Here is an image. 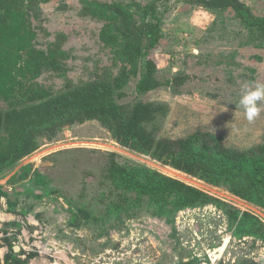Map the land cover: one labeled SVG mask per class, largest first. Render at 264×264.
<instances>
[{"label": "rangeland", "instance_id": "rangeland-1", "mask_svg": "<svg viewBox=\"0 0 264 264\" xmlns=\"http://www.w3.org/2000/svg\"><path fill=\"white\" fill-rule=\"evenodd\" d=\"M87 1L117 2L132 22L153 5L161 16L162 36L150 51L161 86L138 93L137 76L118 99L165 104L166 115L155 120L158 137L202 131L238 149L264 141V104L249 122L237 103L244 85L264 83V38L232 8L193 0ZM241 1L264 17V0ZM90 10L83 0H23L19 11L0 13V110L19 105L25 94L46 98L118 73L119 18ZM178 75L184 77L180 86L168 83ZM37 142L32 153L0 171L8 192L0 195V264H264V241L237 236L228 212L248 211L264 222V206L123 147L97 120ZM110 152L121 163H140L196 186L219 203L163 211L145 201L109 215L120 194L104 173Z\"/></svg>", "mask_w": 264, "mask_h": 264}, {"label": "trees", "instance_id": "trees-1", "mask_svg": "<svg viewBox=\"0 0 264 264\" xmlns=\"http://www.w3.org/2000/svg\"><path fill=\"white\" fill-rule=\"evenodd\" d=\"M210 9L232 8L235 14L264 38V17H255L241 0H193ZM90 13L102 17L110 13L119 18L115 37L121 39L123 64L115 76L94 79L78 86H66L60 93L39 98L25 94L19 105L0 110V171L14 165L37 148L39 137L54 138L66 126L87 120L99 121L120 145L149 155L157 162L194 176L214 186H225L232 194L264 206V141L246 149L227 146L221 137L196 131L183 137H158L155 120L165 116L167 106L153 101L131 105L118 103L126 95L125 87L139 76L138 93L161 86L150 51L162 36L161 16L155 6L141 10V21L132 22L117 2L83 0ZM23 0H0V13L16 12ZM22 14V13H21ZM61 42L56 43L59 48ZM183 76H174L169 84L180 86ZM151 125V126H150ZM105 177L120 190L108 206V214H119L141 206L145 201L163 211L204 205L219 200L207 192L140 163L117 160L110 152ZM0 186V195L7 196ZM237 236H254L264 241V222L248 211L229 210Z\"/></svg>", "mask_w": 264, "mask_h": 264}, {"label": "clouds", "instance_id": "clouds-1", "mask_svg": "<svg viewBox=\"0 0 264 264\" xmlns=\"http://www.w3.org/2000/svg\"><path fill=\"white\" fill-rule=\"evenodd\" d=\"M237 103L249 122L255 120L261 112V104H264V83L244 85Z\"/></svg>", "mask_w": 264, "mask_h": 264}, {"label": "water", "instance_id": "water-1", "mask_svg": "<svg viewBox=\"0 0 264 264\" xmlns=\"http://www.w3.org/2000/svg\"><path fill=\"white\" fill-rule=\"evenodd\" d=\"M15 251H17L18 250V248L17 247H15V249H14Z\"/></svg>", "mask_w": 264, "mask_h": 264}, {"label": "crops", "instance_id": "crops-1", "mask_svg": "<svg viewBox=\"0 0 264 264\" xmlns=\"http://www.w3.org/2000/svg\"><path fill=\"white\" fill-rule=\"evenodd\" d=\"M15 249V248H14Z\"/></svg>", "mask_w": 264, "mask_h": 264}]
</instances>
